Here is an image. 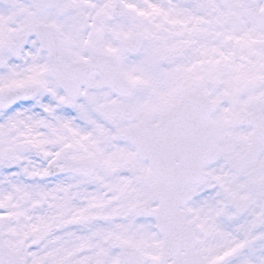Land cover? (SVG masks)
I'll return each mask as SVG.
<instances>
[{"label":"snow or ice","instance_id":"snow-or-ice-1","mask_svg":"<svg viewBox=\"0 0 264 264\" xmlns=\"http://www.w3.org/2000/svg\"><path fill=\"white\" fill-rule=\"evenodd\" d=\"M0 264H264V0H0Z\"/></svg>","mask_w":264,"mask_h":264}]
</instances>
